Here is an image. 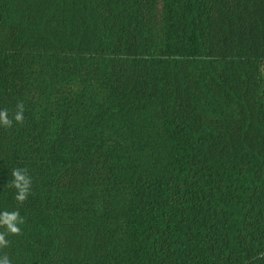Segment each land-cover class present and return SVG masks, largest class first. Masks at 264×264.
<instances>
[{
    "label": "trees",
    "instance_id": "16d2710c",
    "mask_svg": "<svg viewBox=\"0 0 264 264\" xmlns=\"http://www.w3.org/2000/svg\"><path fill=\"white\" fill-rule=\"evenodd\" d=\"M21 102L11 264H264V0H0V109Z\"/></svg>",
    "mask_w": 264,
    "mask_h": 264
},
{
    "label": "clouds",
    "instance_id": "9594fccd",
    "mask_svg": "<svg viewBox=\"0 0 264 264\" xmlns=\"http://www.w3.org/2000/svg\"><path fill=\"white\" fill-rule=\"evenodd\" d=\"M13 120L17 123H23L24 121V104L21 102L16 105V111L12 114L11 118L7 109H0V127L10 128L13 124ZM11 181L7 185L8 187L15 189L14 199L18 204H23L27 200L31 192L32 179L28 175L26 168H14L11 172ZM24 218L20 215L18 210L13 211H0V249L8 246L7 236L20 235L21 227L24 224ZM0 264H11L9 257L0 255Z\"/></svg>",
    "mask_w": 264,
    "mask_h": 264
}]
</instances>
